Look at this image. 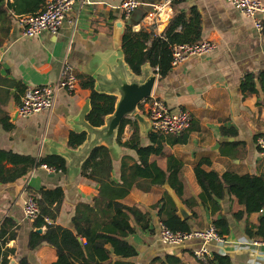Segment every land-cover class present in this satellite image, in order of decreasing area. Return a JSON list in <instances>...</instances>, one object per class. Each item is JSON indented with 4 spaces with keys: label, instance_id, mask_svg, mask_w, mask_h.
Masks as SVG:
<instances>
[{
    "label": "crops",
    "instance_id": "crops-1",
    "mask_svg": "<svg viewBox=\"0 0 264 264\" xmlns=\"http://www.w3.org/2000/svg\"><path fill=\"white\" fill-rule=\"evenodd\" d=\"M89 1L91 4L76 0L57 35L42 32L37 38L26 39L20 35L15 16L0 29V151L38 159L57 156L68 149L69 134L72 130H81L82 117L79 114L86 109L90 94L88 90L81 89L78 84L74 93L58 92L51 111L29 118L18 117L17 107L28 89L55 84L64 63L69 64L77 82L81 77L91 78L102 73L106 68L104 64L115 57L112 32L116 20L128 23L127 26L133 31L146 29L161 35L174 15L184 13L190 18L198 14L200 42H213L216 50L210 55L186 59L173 67L163 79H159L153 69L157 79L151 96L163 99L171 111L185 109L190 113V127L181 135L185 137V143L164 144L163 155L151 156L149 160L163 171L167 169L168 156L183 165L179 173L183 193L179 198L183 204L184 200H194L193 208L184 204L190 215L187 219L190 230L208 229L212 226V220L219 217L227 220L229 234L224 238V243H209L205 247L210 257L218 254L228 256L231 264H252V253L240 243L251 240L246 237L245 229L247 225H257L264 210L236 222L233 214L242 210V206L226 195L219 201L220 211L210 216L200 205V190L193 169L200 160L207 159L219 174H264L261 165L264 156L258 152L254 140L255 135L264 134V94L258 84L256 89L259 94L242 98L240 93V83L246 74L264 71L263 31H256L251 20L223 0L176 3L170 13L154 24L146 18L147 5L155 4L158 0H139L142 7L127 19L119 9L123 0ZM260 2L264 6V0ZM141 104L138 105V112L143 113ZM6 126L10 128L5 129ZM221 128L235 130V137L222 136ZM131 134L132 128L125 126L122 141H126ZM139 138L142 146L149 144L148 137ZM225 143L236 144L231 156L222 154ZM120 148L116 160L109 156L110 177L116 181L119 179L121 158L129 156L136 159L133 151ZM3 164L6 168L12 167ZM58 187L64 196L55 224L73 229L71 217L75 207L79 203H89L96 195L97 185L94 182L82 178L80 174L71 179L65 173H49L38 167L13 183H0V226L9 219L16 230L15 240L4 247L13 251L8 264H17L23 258L29 264H50L55 260L54 250L46 243L34 250L28 249L32 223L25 220L23 205L29 196L38 198L40 190ZM164 195L167 193L162 185L148 192L134 187L121 201L125 206L148 213L153 231L143 232L136 228L134 234L127 238L137 252L132 261L134 264H149L153 258L169 255L183 264L206 263L194 256V251L201 248L197 240L173 246L160 242L162 224L157 211L151 207ZM192 212L198 219H190ZM40 230V234H43L44 228Z\"/></svg>",
    "mask_w": 264,
    "mask_h": 264
},
{
    "label": "trees",
    "instance_id": "trees-1",
    "mask_svg": "<svg viewBox=\"0 0 264 264\" xmlns=\"http://www.w3.org/2000/svg\"><path fill=\"white\" fill-rule=\"evenodd\" d=\"M45 0H0V29L10 19L25 15H36L44 7ZM264 34V21L262 23ZM200 42V18L198 14L187 18L184 13H178L168 23L161 35L152 31L139 29L133 31L126 26L121 38V50L124 60L130 70L138 75L144 64L155 69L159 79L165 78L171 71L172 48L177 45H193ZM79 87L89 91L90 111L86 116L92 127H100L105 116L113 111L115 98L94 91V83L90 77L79 78ZM264 94V71L258 74L248 73L240 83L242 98L259 94L256 85ZM129 125L131 136L122 141L123 130ZM6 126L5 129H9ZM222 136L235 137L233 129H220ZM182 135V134H181ZM163 136L150 132L149 144L142 146L136 124L131 120H123L119 126L117 143L120 147L135 153L136 159L123 156L120 160L119 179L110 177L111 159L103 147L95 148L81 167L80 176L97 185L96 195L89 203L76 205L71 223L73 229L63 228L55 224L63 201L61 188L40 190L36 202L39 216L32 222V231L28 239V249L34 250L42 243L50 246L55 253V260L50 264H134L133 258L137 252L127 241L136 228L152 233L150 216L135 207L125 206L121 201L126 198L132 188L138 187L148 192L153 187H160L167 180L168 185L178 197H182L183 186L179 180L182 164L172 156L167 157V169L161 170L155 162H150L151 156L163 155L164 144L175 145L185 143L182 136ZM264 140V134L254 136ZM85 139V133L71 132L68 137V147L77 148ZM223 155H232L234 143H225ZM257 146V144H256ZM258 148V147H257ZM260 152V149H258ZM264 167V157L261 158ZM3 163L10 164L6 168ZM46 165L55 173L64 174L65 161L59 156H45L34 159L28 156L15 155L0 151V183L9 184L26 176L33 168ZM194 178L199 187L198 199L200 205L210 216L220 211L219 201L227 195L233 197L242 206V210L233 214L236 222L264 209V174L237 175L231 172L217 173L207 159H202L193 169ZM194 200H184V204L193 208ZM157 211L163 226L172 232H191L188 220L182 221L176 216V208L172 200L164 195L151 207ZM48 219L50 223L44 220ZM190 219H198L192 212ZM218 236L225 238L229 234L225 217L212 220ZM44 228L43 234L36 230ZM245 235L248 239L264 241V215H261L257 225H247ZM16 238V230L11 220L6 219L0 226V264H8L12 250H5V245ZM206 263L200 264H231L228 256L213 254L206 258ZM17 264H29L23 258ZM149 264H183L179 259L165 255L163 258H153Z\"/></svg>",
    "mask_w": 264,
    "mask_h": 264
},
{
    "label": "built area",
    "instance_id": "built-area-1",
    "mask_svg": "<svg viewBox=\"0 0 264 264\" xmlns=\"http://www.w3.org/2000/svg\"><path fill=\"white\" fill-rule=\"evenodd\" d=\"M197 0H158L150 4L146 12V18L151 24L160 22L171 11L176 3L191 2ZM231 5L235 11L251 20L258 32L263 30L264 6L260 0H223ZM76 0H45L43 9L36 15H25L16 18L20 35L26 39L37 38L42 32L57 35L61 29L66 16L72 10ZM84 4H91L89 0H83ZM142 7L139 0H123L119 9L127 19L136 9ZM216 50V44L203 41L193 45L182 44L172 48L171 66L176 67L190 57L210 55ZM156 71V70H155ZM78 82L72 73L69 64L64 63L58 81L53 85L28 89L22 96L17 107V115L20 118H29L41 112H49L53 109L58 92L74 93ZM144 115L150 123V132L163 136H180L190 127L191 116L185 109L171 111L165 101L159 97L151 96L141 104ZM257 147L260 154L264 156V140L258 139ZM49 173H55L46 165L40 166ZM37 197L29 196L23 205V216L25 220L32 223L39 216ZM50 223L48 219L44 220ZM160 242L164 245H181L189 240H197L201 248L194 251L195 258L205 262L210 255L205 248L209 243L222 245L224 238L217 235L213 226L202 231L172 232L165 226H160ZM247 251L252 253V264H264V241L248 240L240 243ZM245 248V249H246Z\"/></svg>",
    "mask_w": 264,
    "mask_h": 264
},
{
    "label": "water",
    "instance_id": "water-1",
    "mask_svg": "<svg viewBox=\"0 0 264 264\" xmlns=\"http://www.w3.org/2000/svg\"><path fill=\"white\" fill-rule=\"evenodd\" d=\"M127 25L128 23H124L123 20L115 21L112 32L115 57L110 63L104 64L106 68L102 73L91 76L95 92L115 98L112 113L104 117L100 127H92L86 120L90 111L88 99L86 109L79 114V117H82L81 130H72L73 133H85L84 141L75 149L68 147L57 154L64 159L65 174L71 179L80 174L82 165L95 148L103 147L111 159L118 158L121 148L117 143V134L124 119L132 120L137 124L140 137H148L150 133L149 120L143 113L138 112V105L151 97L157 76L149 64L142 65L138 75H135L126 64L121 50V38ZM162 187L175 205L176 216L182 221L187 220L190 216L189 212L168 185L167 180ZM36 232L40 234L42 230L38 229Z\"/></svg>",
    "mask_w": 264,
    "mask_h": 264
}]
</instances>
